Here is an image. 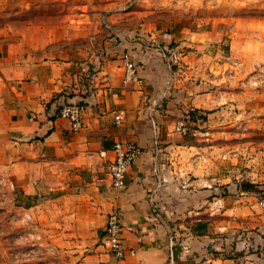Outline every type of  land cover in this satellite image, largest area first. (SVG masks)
I'll list each match as a JSON object with an SVG mask.
<instances>
[{
  "label": "crops",
  "instance_id": "0c3cea01",
  "mask_svg": "<svg viewBox=\"0 0 264 264\" xmlns=\"http://www.w3.org/2000/svg\"><path fill=\"white\" fill-rule=\"evenodd\" d=\"M192 35L172 32L162 40L192 46ZM107 50L96 59L81 54L77 60H41L28 78L0 87V99L6 100L0 105V134L11 135L17 156L24 145L33 146L60 166L52 181L26 186L29 194L46 184L56 191L44 199V209H36L35 219H43L50 231L52 247L64 258L60 264H264V249L256 251L257 239L245 236L252 232L237 235L236 247L228 242L224 216L242 205L228 203L223 153L203 149L174 130L189 110L206 119L218 114L227 102L216 95L214 82L222 77L194 71L190 61L169 69L149 51L135 49L130 53L136 76L124 82L119 61L109 55L112 47ZM186 50L188 59L196 54L192 47ZM66 100L84 107L83 124L75 131L56 114ZM116 139L141 148L120 190L112 187L106 167ZM112 209L119 211L122 226L121 260L102 239ZM196 222H203L198 230Z\"/></svg>",
  "mask_w": 264,
  "mask_h": 264
},
{
  "label": "rangeland",
  "instance_id": "374dc122",
  "mask_svg": "<svg viewBox=\"0 0 264 264\" xmlns=\"http://www.w3.org/2000/svg\"><path fill=\"white\" fill-rule=\"evenodd\" d=\"M172 32L192 33L195 45L162 40ZM187 46L196 51L189 59ZM109 47L120 67L123 54L137 49L169 69L190 61L194 71L222 77L214 82L216 95L227 102L215 117L203 114L205 122L194 134L182 135L203 149L221 151L227 160L228 203L242 205L224 216L228 242L236 247L242 232H252L245 236L256 238L255 250H263L264 0H0V87L28 78L41 60H77L81 54L96 59ZM2 104L6 100L0 99ZM58 171L60 166L33 146L24 145L17 156L11 135L0 134V264L64 262L43 219H35L36 209L56 191L46 184L29 194L26 187L52 181Z\"/></svg>",
  "mask_w": 264,
  "mask_h": 264
},
{
  "label": "built area",
  "instance_id": "2783aa9c",
  "mask_svg": "<svg viewBox=\"0 0 264 264\" xmlns=\"http://www.w3.org/2000/svg\"><path fill=\"white\" fill-rule=\"evenodd\" d=\"M165 51H161L164 53ZM178 56V55H177ZM176 55L173 51V60ZM121 73L123 81H130L136 76V64L129 52L123 54L121 60ZM83 104L79 101H63L57 106L56 114L69 121V129L75 131L83 124ZM122 117V111L115 113L116 122ZM204 115L198 111L189 110L174 125V130L180 134L195 133L196 127L204 123ZM113 155L106 162L107 171L113 188L120 190L125 187L126 175L129 166L141 152L140 146L133 140L116 139L112 143ZM122 226L117 209H112L106 214L105 223L102 228L103 244L107 250L117 259L124 256V245L122 242Z\"/></svg>",
  "mask_w": 264,
  "mask_h": 264
}]
</instances>
